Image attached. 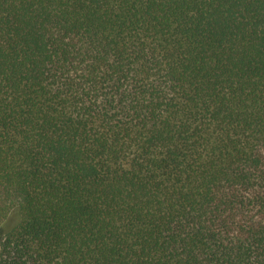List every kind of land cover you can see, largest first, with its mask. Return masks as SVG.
Returning a JSON list of instances; mask_svg holds the SVG:
<instances>
[{"label": "trees", "instance_id": "16d2710c", "mask_svg": "<svg viewBox=\"0 0 264 264\" xmlns=\"http://www.w3.org/2000/svg\"><path fill=\"white\" fill-rule=\"evenodd\" d=\"M0 264H264V0H0Z\"/></svg>", "mask_w": 264, "mask_h": 264}]
</instances>
